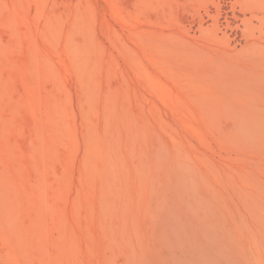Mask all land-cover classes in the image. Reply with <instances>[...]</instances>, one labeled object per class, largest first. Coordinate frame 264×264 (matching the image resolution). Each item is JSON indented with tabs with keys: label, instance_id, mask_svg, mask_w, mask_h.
<instances>
[{
	"label": "rangeland",
	"instance_id": "rangeland-1",
	"mask_svg": "<svg viewBox=\"0 0 264 264\" xmlns=\"http://www.w3.org/2000/svg\"><path fill=\"white\" fill-rule=\"evenodd\" d=\"M0 264H264V0H0Z\"/></svg>",
	"mask_w": 264,
	"mask_h": 264
}]
</instances>
